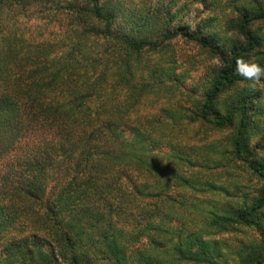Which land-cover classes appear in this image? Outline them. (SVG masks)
<instances>
[{"label": "trees", "instance_id": "1", "mask_svg": "<svg viewBox=\"0 0 264 264\" xmlns=\"http://www.w3.org/2000/svg\"><path fill=\"white\" fill-rule=\"evenodd\" d=\"M120 2L0 0V264H227L214 236L239 227L258 234L237 251L240 264H264V143L250 145L264 106L249 88L219 109L227 89L248 81L237 60L256 55L264 66V0H228V45L209 29L215 18L169 29L162 9L129 14ZM174 4L163 7L168 23ZM37 5L71 14L78 38L18 35L7 13ZM121 16L130 32L116 27ZM176 39L220 63L188 119L229 129L221 150L175 142L166 125L183 112L145 114V95L163 84L150 66L145 81V53ZM229 162L259 179L253 196L208 176Z\"/></svg>", "mask_w": 264, "mask_h": 264}, {"label": "rangeland", "instance_id": "2", "mask_svg": "<svg viewBox=\"0 0 264 264\" xmlns=\"http://www.w3.org/2000/svg\"><path fill=\"white\" fill-rule=\"evenodd\" d=\"M70 0H58L61 6ZM126 12L131 14L133 11L151 12L157 9H162L163 20L160 21V27L174 29L177 24L190 23L195 25L196 22H204L207 18H215V25L209 29L222 32L224 37H228L226 45L230 44V33L227 32L228 23L232 17V10L227 5L228 0H217L216 4L205 6L197 2V0H174L175 4L171 7V13H177V18L172 22L166 21V11L164 5L169 0H120ZM55 7V6H54ZM49 6L37 5L22 9L9 11L8 16L13 15V20L18 25V35H23L26 40L41 42L46 40L56 41L57 39L70 37L74 40L79 34L72 32L73 18L72 15L65 11L58 12L55 8ZM181 11L179 12V10ZM207 22V20H205ZM116 27L122 33L130 32V24L123 17H119L116 21ZM261 30H264V23L258 25ZM78 28V27H76ZM159 27H157L158 29ZM80 31V28H78ZM227 32V33H226ZM159 37L158 33L154 35ZM71 42V40L69 41ZM92 44V43H91ZM100 49H105L104 41L99 39L96 43ZM259 57L254 55L250 62L254 63ZM219 61L207 51L201 49L195 43L187 42L183 39L169 41L162 45V49L157 52L145 53V81L149 77L147 67L155 68L159 71V78L163 84L161 89H156L155 93L145 95V114L150 112H161L163 109H168L170 112H183L184 116L177 115L175 118H170L166 125V130H173L174 141H179L186 145H200V150H203L207 144H212L217 147L220 145V150L225 144H229L228 138L231 135L229 129L216 131L210 128H204L197 122L189 121L188 117L196 111L198 104L201 103L202 94L210 85L211 79L215 76ZM252 88L259 97L255 100L264 106V77L259 82L248 80L227 89L220 98L219 109L223 110L224 105L236 98L241 91ZM182 107V108H181ZM185 112V113H184ZM255 135L252 136L250 145L264 143V114L253 116ZM165 149H168L165 147ZM190 151V148H185ZM193 152L191 153V155ZM217 156H220V152ZM195 160H201L202 157L197 153L193 154ZM193 159V160H194ZM208 176L213 180H218L221 184L228 186L238 198H243L241 190H247L250 196H253L257 188L262 185L257 177L253 175L250 169L243 164H233L229 162L225 168H216L208 171ZM235 186L237 189H235ZM189 193V192H187ZM223 199V198H222ZM229 200V199H228ZM226 200V201H228ZM232 200L229 201L231 203ZM182 207L180 209L186 212ZM217 239H223L225 242L224 251L226 253L227 264H240V257L237 251L248 243L251 239H258L256 230L250 227H239L236 231L222 232L214 236Z\"/></svg>", "mask_w": 264, "mask_h": 264}, {"label": "clouds", "instance_id": "3", "mask_svg": "<svg viewBox=\"0 0 264 264\" xmlns=\"http://www.w3.org/2000/svg\"><path fill=\"white\" fill-rule=\"evenodd\" d=\"M236 72L247 80L259 82L264 77V66L244 60H237Z\"/></svg>", "mask_w": 264, "mask_h": 264}]
</instances>
